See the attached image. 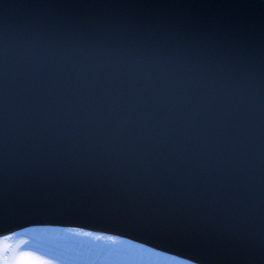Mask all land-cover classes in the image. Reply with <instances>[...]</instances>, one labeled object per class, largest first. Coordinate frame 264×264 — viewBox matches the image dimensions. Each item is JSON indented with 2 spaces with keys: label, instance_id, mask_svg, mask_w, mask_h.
<instances>
[{
  "label": "water",
  "instance_id": "95a60500",
  "mask_svg": "<svg viewBox=\"0 0 264 264\" xmlns=\"http://www.w3.org/2000/svg\"><path fill=\"white\" fill-rule=\"evenodd\" d=\"M34 227L264 264V0H0V238Z\"/></svg>",
  "mask_w": 264,
  "mask_h": 264
},
{
  "label": "rangeland",
  "instance_id": "374dc122",
  "mask_svg": "<svg viewBox=\"0 0 264 264\" xmlns=\"http://www.w3.org/2000/svg\"><path fill=\"white\" fill-rule=\"evenodd\" d=\"M69 230L40 227L1 237L0 246L4 247V259L11 260L22 253H32L48 261L59 260L62 264H184L185 262L153 249L145 250L133 242L131 245L112 246L107 240H96Z\"/></svg>",
  "mask_w": 264,
  "mask_h": 264
},
{
  "label": "snow or ice",
  "instance_id": "6c2138e0",
  "mask_svg": "<svg viewBox=\"0 0 264 264\" xmlns=\"http://www.w3.org/2000/svg\"><path fill=\"white\" fill-rule=\"evenodd\" d=\"M69 231L75 232L82 236L92 237L96 240H107L110 242L112 246H116L119 244H130V245L132 244L131 241L121 240L117 236H112V235L105 236L102 233L84 232L82 229H70ZM139 247L151 251V249H147L145 245H139ZM4 256H5L4 247L0 246V264H50V261L41 258L37 254H32V253H22L12 258L11 260L4 259ZM184 264H200V262L195 257H192L186 260Z\"/></svg>",
  "mask_w": 264,
  "mask_h": 264
},
{
  "label": "bare ground",
  "instance_id": "6f19581e",
  "mask_svg": "<svg viewBox=\"0 0 264 264\" xmlns=\"http://www.w3.org/2000/svg\"><path fill=\"white\" fill-rule=\"evenodd\" d=\"M50 263H51V264H62V262L59 261V260H52V261H50ZM68 264H69V263H68Z\"/></svg>",
  "mask_w": 264,
  "mask_h": 264
}]
</instances>
